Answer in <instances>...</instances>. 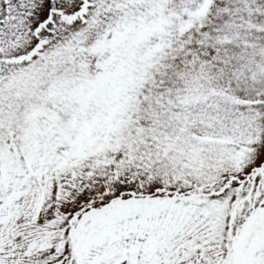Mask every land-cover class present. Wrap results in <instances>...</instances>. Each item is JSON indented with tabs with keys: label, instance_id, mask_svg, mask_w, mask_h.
I'll return each instance as SVG.
<instances>
[{
	"label": "snow or ice",
	"instance_id": "snow-or-ice-1",
	"mask_svg": "<svg viewBox=\"0 0 264 264\" xmlns=\"http://www.w3.org/2000/svg\"><path fill=\"white\" fill-rule=\"evenodd\" d=\"M0 264H264V0H0Z\"/></svg>",
	"mask_w": 264,
	"mask_h": 264
}]
</instances>
